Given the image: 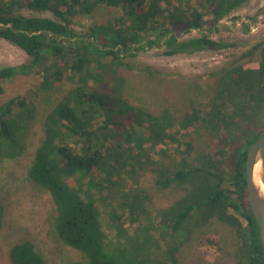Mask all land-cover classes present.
<instances>
[{"label": "trees", "instance_id": "obj_1", "mask_svg": "<svg viewBox=\"0 0 264 264\" xmlns=\"http://www.w3.org/2000/svg\"><path fill=\"white\" fill-rule=\"evenodd\" d=\"M248 1L0 0V39L27 55L0 67V167L26 157L40 126L28 180L52 206L50 234L83 264H184L196 236L216 225L231 232L236 264H264L246 171L264 136V37L204 90L181 81L169 94V73L135 60L146 48L176 56L234 47L183 36L218 31ZM136 73L165 83L157 108L131 100ZM21 79L32 87L9 92ZM5 191L0 180V238ZM7 255L49 264L30 238Z\"/></svg>", "mask_w": 264, "mask_h": 264}, {"label": "rangeland", "instance_id": "obj_2", "mask_svg": "<svg viewBox=\"0 0 264 264\" xmlns=\"http://www.w3.org/2000/svg\"><path fill=\"white\" fill-rule=\"evenodd\" d=\"M91 21L93 18L84 19L79 28L83 29ZM201 33H208L215 40L235 43V46L176 56H167L164 47L146 48L137 54L135 60L169 73L168 78L175 80L170 82L172 87L166 85L171 89L169 94L178 91L175 86L181 81H199L201 90H204L211 73L226 66L264 37V0H249L223 20L218 31H192L185 34L183 39L197 37ZM26 59L23 50L0 39V67L20 65ZM130 78L131 100L138 105L157 108L159 98L164 94L165 83H151L137 73L130 75ZM32 83L33 80H15L9 84L8 90L26 91L32 87ZM188 89L189 85L187 92ZM40 136L41 128L37 125L30 138V150L26 157L3 163L0 167V180L6 185L4 200L7 207L6 223L0 238V264H12L7 255L9 244L26 238L37 243L49 264H83L75 251L66 248L50 234L48 217L52 206L45 193L28 180L27 171ZM208 239L214 242H208ZM233 247L231 232L216 225L196 236L184 254V264H236Z\"/></svg>", "mask_w": 264, "mask_h": 264}, {"label": "water", "instance_id": "obj_3", "mask_svg": "<svg viewBox=\"0 0 264 264\" xmlns=\"http://www.w3.org/2000/svg\"><path fill=\"white\" fill-rule=\"evenodd\" d=\"M260 162L261 178L255 179V168ZM248 196L253 213L259 223L260 238L264 248V136L256 141L247 153Z\"/></svg>", "mask_w": 264, "mask_h": 264}, {"label": "bare ground", "instance_id": "obj_4", "mask_svg": "<svg viewBox=\"0 0 264 264\" xmlns=\"http://www.w3.org/2000/svg\"><path fill=\"white\" fill-rule=\"evenodd\" d=\"M254 173H255V179L260 181V178H261V164H260V162L256 165Z\"/></svg>", "mask_w": 264, "mask_h": 264}]
</instances>
